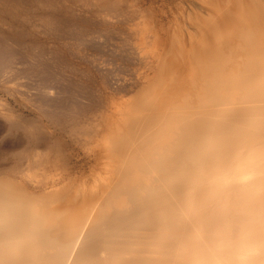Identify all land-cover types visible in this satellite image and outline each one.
Here are the masks:
<instances>
[{
    "label": "bare ground",
    "instance_id": "obj_1",
    "mask_svg": "<svg viewBox=\"0 0 264 264\" xmlns=\"http://www.w3.org/2000/svg\"><path fill=\"white\" fill-rule=\"evenodd\" d=\"M0 264H264V0H0Z\"/></svg>",
    "mask_w": 264,
    "mask_h": 264
},
{
    "label": "clouds",
    "instance_id": "obj_2",
    "mask_svg": "<svg viewBox=\"0 0 264 264\" xmlns=\"http://www.w3.org/2000/svg\"><path fill=\"white\" fill-rule=\"evenodd\" d=\"M226 243L231 247L236 256L233 264H250L247 256L254 250L255 241L247 235L238 234L229 238Z\"/></svg>",
    "mask_w": 264,
    "mask_h": 264
},
{
    "label": "rangeland",
    "instance_id": "obj_3",
    "mask_svg": "<svg viewBox=\"0 0 264 264\" xmlns=\"http://www.w3.org/2000/svg\"><path fill=\"white\" fill-rule=\"evenodd\" d=\"M0 75H1V74H0ZM0 80H3V77H2V76H0ZM1 82H2V81H0V84H1ZM0 96H1V94H0Z\"/></svg>",
    "mask_w": 264,
    "mask_h": 264
}]
</instances>
